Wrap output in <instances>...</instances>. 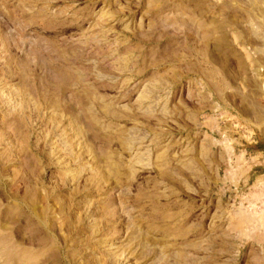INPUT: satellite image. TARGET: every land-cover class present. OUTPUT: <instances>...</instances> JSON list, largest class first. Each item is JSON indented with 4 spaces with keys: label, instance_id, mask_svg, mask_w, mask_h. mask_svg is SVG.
Returning <instances> with one entry per match:
<instances>
[{
    "label": "rangeland",
    "instance_id": "rangeland-1",
    "mask_svg": "<svg viewBox=\"0 0 264 264\" xmlns=\"http://www.w3.org/2000/svg\"><path fill=\"white\" fill-rule=\"evenodd\" d=\"M0 264H264V0H0Z\"/></svg>",
    "mask_w": 264,
    "mask_h": 264
},
{
    "label": "trees",
    "instance_id": "trees-1",
    "mask_svg": "<svg viewBox=\"0 0 264 264\" xmlns=\"http://www.w3.org/2000/svg\"><path fill=\"white\" fill-rule=\"evenodd\" d=\"M256 147H257V149H258V150H260V151H261V150H263V149H261V148H260V146H259V145H257Z\"/></svg>",
    "mask_w": 264,
    "mask_h": 264
}]
</instances>
